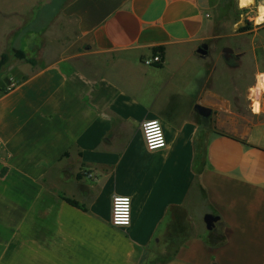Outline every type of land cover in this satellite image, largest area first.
<instances>
[{
    "label": "crops",
    "instance_id": "obj_1",
    "mask_svg": "<svg viewBox=\"0 0 264 264\" xmlns=\"http://www.w3.org/2000/svg\"><path fill=\"white\" fill-rule=\"evenodd\" d=\"M47 1L0 0V59ZM229 1L66 3L94 59L31 66L0 93V264H144L173 214L185 243L165 264H264V101L259 115L237 108L264 87V0H232L242 13L227 24ZM156 48L162 67L146 63ZM148 120L165 148L148 150ZM116 196L131 200L128 226L111 222Z\"/></svg>",
    "mask_w": 264,
    "mask_h": 264
},
{
    "label": "rangeland",
    "instance_id": "obj_2",
    "mask_svg": "<svg viewBox=\"0 0 264 264\" xmlns=\"http://www.w3.org/2000/svg\"><path fill=\"white\" fill-rule=\"evenodd\" d=\"M13 1L14 0H12V2ZM69 1L70 0H49L44 4H40L35 11L25 18V21L22 19L20 31L14 36H10L8 39L11 41V47L8 49L9 51L4 53L9 56V60L0 70V93L2 90L4 91L8 85L10 86L13 83V79L21 76L24 70L27 72V69L31 66H33V68L36 66H43L55 59L58 60L68 57H71V59H74L75 63L77 62L80 65L85 63V61L87 62L94 59L87 56V41L77 36L76 22L62 17V9ZM228 7L231 12V18L227 21V24L231 21H237L242 13L241 11H237L236 3L232 0L229 1ZM251 15L252 13L248 16L251 17ZM232 18L234 19L232 20ZM252 29L253 23L246 17L244 26L240 27L239 32ZM18 35H20L19 38ZM240 43L250 44V39L246 38V40ZM77 45H79V47ZM76 47H78V49H76ZM14 50L25 52L27 59H18ZM82 53L86 56L84 59ZM99 59L101 60V58ZM28 60H34L35 64L29 63ZM233 85L234 84L229 80L228 87L230 90L233 88ZM244 89L245 86L242 85L237 87V91L241 94ZM261 101H264L263 86L255 92L253 99H250V101H238L237 108H240V110L246 113L251 104L254 107V105L258 103L260 108ZM181 222L187 224L185 219ZM206 234L207 233H205V235Z\"/></svg>",
    "mask_w": 264,
    "mask_h": 264
},
{
    "label": "built area",
    "instance_id": "obj_3",
    "mask_svg": "<svg viewBox=\"0 0 264 264\" xmlns=\"http://www.w3.org/2000/svg\"><path fill=\"white\" fill-rule=\"evenodd\" d=\"M148 65H161L163 63L162 54L160 52L146 61ZM15 87V82L9 86V90ZM142 131L146 146L150 151H156L166 147V135L163 124L160 120H148L142 124ZM2 139L0 137V148ZM131 200L116 196L112 200L111 205V222L114 226H128L131 223Z\"/></svg>",
    "mask_w": 264,
    "mask_h": 264
},
{
    "label": "trees",
    "instance_id": "obj_4",
    "mask_svg": "<svg viewBox=\"0 0 264 264\" xmlns=\"http://www.w3.org/2000/svg\"><path fill=\"white\" fill-rule=\"evenodd\" d=\"M155 53L160 52L162 55L164 54V48H156L154 50ZM14 53L18 59L26 60L27 56L26 53L21 50H14ZM9 60V56L7 54H4L0 60V70L1 68L7 64ZM29 63L35 64L34 60H28ZM158 67H162V65H158ZM66 201L74 206L81 209H84L82 206L79 205L78 202L71 200L69 198H66ZM174 217H172V221L169 222V231L168 236L162 240V242L159 245H156L152 249V257L148 262H145L144 264H165L167 263L172 257H174L179 249L184 245L185 239L182 236L184 234V231L186 229V224L182 223L183 221V215L184 214H173ZM176 218V219H175ZM215 230L210 231L209 235H212ZM181 233V234H180ZM220 244H225V237L219 238Z\"/></svg>",
    "mask_w": 264,
    "mask_h": 264
},
{
    "label": "water",
    "instance_id": "obj_5",
    "mask_svg": "<svg viewBox=\"0 0 264 264\" xmlns=\"http://www.w3.org/2000/svg\"><path fill=\"white\" fill-rule=\"evenodd\" d=\"M199 52L203 55H206L208 53V46L203 45ZM225 58L226 59H232L234 55V51L232 48H225L224 50ZM196 110L198 114L203 117L204 119H209L212 115V110L206 107H203L201 105L196 106ZM220 221V217L216 216L214 214L208 213L204 216V222L206 224V228L208 231H213L216 229V224Z\"/></svg>",
    "mask_w": 264,
    "mask_h": 264
},
{
    "label": "bare ground",
    "instance_id": "obj_6",
    "mask_svg": "<svg viewBox=\"0 0 264 264\" xmlns=\"http://www.w3.org/2000/svg\"><path fill=\"white\" fill-rule=\"evenodd\" d=\"M241 2H242V0H241ZM248 2L251 3V0H243V6L248 5ZM260 12H261V14H260V17H259V19H258V22H262V21H264V8L260 9ZM257 106H258V105H257ZM257 106H256V107H257Z\"/></svg>",
    "mask_w": 264,
    "mask_h": 264
},
{
    "label": "clouds",
    "instance_id": "obj_7",
    "mask_svg": "<svg viewBox=\"0 0 264 264\" xmlns=\"http://www.w3.org/2000/svg\"><path fill=\"white\" fill-rule=\"evenodd\" d=\"M241 6H243V0H242V5ZM253 114H255V115H259L260 114L259 106H257L256 108H253Z\"/></svg>",
    "mask_w": 264,
    "mask_h": 264
},
{
    "label": "flooded vegetation",
    "instance_id": "obj_8",
    "mask_svg": "<svg viewBox=\"0 0 264 264\" xmlns=\"http://www.w3.org/2000/svg\"><path fill=\"white\" fill-rule=\"evenodd\" d=\"M231 61H236V58L233 57V58L231 59Z\"/></svg>",
    "mask_w": 264,
    "mask_h": 264
}]
</instances>
